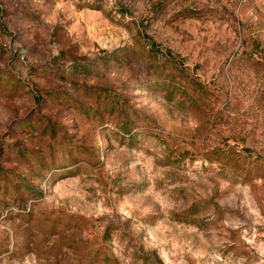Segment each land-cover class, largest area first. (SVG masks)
Segmentation results:
<instances>
[{
    "label": "rangeland",
    "instance_id": "374dc122",
    "mask_svg": "<svg viewBox=\"0 0 264 264\" xmlns=\"http://www.w3.org/2000/svg\"><path fill=\"white\" fill-rule=\"evenodd\" d=\"M0 264H264V0H0Z\"/></svg>",
    "mask_w": 264,
    "mask_h": 264
}]
</instances>
